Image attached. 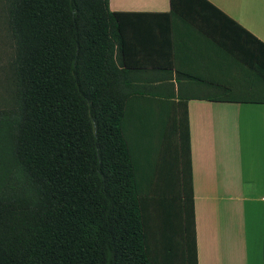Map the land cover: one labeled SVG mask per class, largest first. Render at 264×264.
I'll return each instance as SVG.
<instances>
[{"label": "trees", "instance_id": "1", "mask_svg": "<svg viewBox=\"0 0 264 264\" xmlns=\"http://www.w3.org/2000/svg\"><path fill=\"white\" fill-rule=\"evenodd\" d=\"M8 24L0 264H198L187 103L137 106L122 15L109 0H9Z\"/></svg>", "mask_w": 264, "mask_h": 264}, {"label": "crops", "instance_id": "2", "mask_svg": "<svg viewBox=\"0 0 264 264\" xmlns=\"http://www.w3.org/2000/svg\"><path fill=\"white\" fill-rule=\"evenodd\" d=\"M109 9L124 20L137 106L164 114L187 103L197 263L264 264V0Z\"/></svg>", "mask_w": 264, "mask_h": 264}, {"label": "rangeland", "instance_id": "3", "mask_svg": "<svg viewBox=\"0 0 264 264\" xmlns=\"http://www.w3.org/2000/svg\"><path fill=\"white\" fill-rule=\"evenodd\" d=\"M8 3L9 0H0V110H6L12 106L15 89L12 68L15 55V43L8 24ZM163 136L164 132L162 133L160 130L155 131L154 129L152 135H149V139L152 140L151 144L147 142L145 146H155L157 148L164 139ZM151 148V152H154L155 149L153 147ZM251 235L252 232L249 228V243L253 242Z\"/></svg>", "mask_w": 264, "mask_h": 264}]
</instances>
